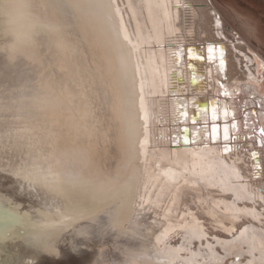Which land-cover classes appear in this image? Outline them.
<instances>
[{
  "label": "bare ground",
  "instance_id": "6f19581e",
  "mask_svg": "<svg viewBox=\"0 0 264 264\" xmlns=\"http://www.w3.org/2000/svg\"><path fill=\"white\" fill-rule=\"evenodd\" d=\"M216 1L102 0L103 15L97 19L77 11L75 0H43L60 34L75 49L68 68L95 109L92 143L98 165L113 170L126 153L133 161L138 234L118 238L108 228L103 206L70 203L34 180L33 167L47 128L30 122L36 114L23 98L30 93L20 89L41 72L66 75L55 48L42 37L41 64L5 67L0 61V264H117L125 248L142 251L143 264H264V242L251 247L237 243L242 233L264 232V144L258 131L264 126V109L249 91L264 95V55L257 45L263 38L250 17L243 24L257 44L227 29ZM209 44L224 46L223 73L218 58L206 60ZM179 46L185 52L177 64L172 53ZM188 47L205 56L191 61L199 81L195 84ZM220 84L233 96L224 97ZM184 97L189 100L187 122L176 115V100ZM193 97L198 106L208 102L204 106L209 107V129L212 100L234 111L228 122L235 118L239 129L230 130V135L240 138L230 140L231 152L223 153L222 133L218 142L209 139L207 149L203 140L173 144V135H183L178 130L204 125L203 119L192 123ZM245 111L249 128L244 127ZM254 151L258 161L252 158ZM217 160L239 170L244 179L238 187L218 185L223 179L219 176L216 186L190 175L173 181L165 172L191 169L193 164L207 169Z\"/></svg>",
  "mask_w": 264,
  "mask_h": 264
},
{
  "label": "clouds",
  "instance_id": "9594fccd",
  "mask_svg": "<svg viewBox=\"0 0 264 264\" xmlns=\"http://www.w3.org/2000/svg\"><path fill=\"white\" fill-rule=\"evenodd\" d=\"M75 7L85 17L99 19L103 15L102 0H75ZM42 37L55 48L60 71L66 75L41 72L20 89L30 93L23 97L36 114L30 122L47 128L33 167L34 180L51 195L70 203L103 206L109 216L108 228L118 238L136 236L140 212L132 198L133 161L126 153L113 170L98 165L92 143L95 109L68 68L74 47L60 34L43 0H0V61L5 67L41 64ZM124 139L127 141V133ZM257 241L264 242V232L242 233L237 243L251 247ZM122 256L117 264H143L142 251L125 248Z\"/></svg>",
  "mask_w": 264,
  "mask_h": 264
},
{
  "label": "snow or ice",
  "instance_id": "6c2138e0",
  "mask_svg": "<svg viewBox=\"0 0 264 264\" xmlns=\"http://www.w3.org/2000/svg\"><path fill=\"white\" fill-rule=\"evenodd\" d=\"M188 7V5H186ZM220 20H216L217 26L220 25ZM185 49L182 46H179L176 51L172 53L175 61L177 64L182 63L183 56H184ZM187 57L189 60V68L193 72L192 80L195 83H198L197 76H196V66L191 63V61H203L205 56L203 52L196 47H188L187 48ZM219 59V71L224 72L226 67V60H225V49L222 44L220 45H213L209 44L207 46V60L208 61H215ZM181 79L183 73H180ZM220 88L223 89L222 95L224 97H231L233 96V92L229 91L223 84H220ZM240 91L239 86L236 89V93L238 94ZM251 93L252 100L256 101L259 106L264 109V95H261L257 91L253 89H249ZM257 96H259V100L257 101ZM191 105L196 108V114L192 116V123L196 124L197 121L203 119L204 125L203 127H196L194 131H191L187 127L178 130V132H182L183 135H173L172 142L175 146H179L181 142L185 145H190L192 143H201L203 140L204 149L208 147L209 139L214 142H218L221 139L222 133V140L224 142L223 146V153H229L232 151V148L229 145L230 140L239 139L240 137L230 135V130L238 129L239 125L235 120L231 124H229L228 120L229 117L235 116L234 111H230L229 105L224 104L223 107L220 106V102L217 99H214L210 102V119H211V127H208V116H209V107L206 106H198V101L195 97H193L190 101ZM177 105V118L178 120H182L187 122L189 118V100L187 97L184 98H177L176 100ZM247 108V103L245 102L244 105ZM248 115L249 113L245 111V128H249L252 125L248 123ZM252 115H256L255 111L252 112ZM223 121L222 125L218 123V121ZM191 131V139L189 138V132ZM259 142L264 144V126L259 127ZM247 138V137H245ZM203 152V149H201ZM195 155V154H194ZM252 158L254 161H258L259 153L253 152ZM261 165L259 163L255 164V168L259 171ZM166 174L169 175L170 179L175 181L177 176L184 177L185 175H190L195 180H199L204 183H213L214 186L217 184L215 183L216 178L223 177V179L219 180L218 185L224 187H231L235 188L238 187V182L243 180L244 177L240 174L239 170H237L234 166H230L226 164L223 160H217L213 165H209L207 169L203 167H199L196 164H193L191 169L187 166L183 168L182 171H174L173 169L169 168L165 170ZM185 183H188V180H185Z\"/></svg>",
  "mask_w": 264,
  "mask_h": 264
},
{
  "label": "rangeland",
  "instance_id": "374dc122",
  "mask_svg": "<svg viewBox=\"0 0 264 264\" xmlns=\"http://www.w3.org/2000/svg\"><path fill=\"white\" fill-rule=\"evenodd\" d=\"M217 1H218V4L220 5V9H222V12L224 13V16L226 17V26H227L226 28L227 29H229L231 27L234 28L235 31H239L244 37L252 39L253 42L257 44L258 39L256 40V38H254V39H253V37L251 38L250 37L251 34H250L249 30L243 24V20L245 18L247 20V17H250L248 19H254L256 21V22L254 21L256 24L255 26L258 25L256 27V33L258 35L260 33H262L261 38H263L261 40L262 42L259 40L260 42H258L257 45H258V48L262 51V53L264 55V37H263L264 36L263 35L264 34V29H263L264 28V0H217ZM217 1H216V3H217ZM229 3H230V5H229ZM258 17H260V18H258ZM257 28L259 30H257ZM234 34H235V37L237 39L239 36L238 33H237L238 36L236 35V32ZM263 80L264 79H261V81L263 83L262 85H264Z\"/></svg>",
  "mask_w": 264,
  "mask_h": 264
},
{
  "label": "water",
  "instance_id": "95a60500",
  "mask_svg": "<svg viewBox=\"0 0 264 264\" xmlns=\"http://www.w3.org/2000/svg\"><path fill=\"white\" fill-rule=\"evenodd\" d=\"M204 105H208V102H200L199 103V106H204ZM195 115V114H194ZM189 129V128H188ZM238 129H239V127H238ZM237 129V130H238ZM47 264H55V263H52V262H50V263H47Z\"/></svg>",
  "mask_w": 264,
  "mask_h": 264
}]
</instances>
